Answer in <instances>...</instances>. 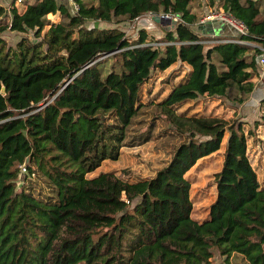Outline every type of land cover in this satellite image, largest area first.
I'll return each mask as SVG.
<instances>
[{
    "label": "trees",
    "instance_id": "obj_1",
    "mask_svg": "<svg viewBox=\"0 0 264 264\" xmlns=\"http://www.w3.org/2000/svg\"><path fill=\"white\" fill-rule=\"evenodd\" d=\"M194 1L76 0L77 10L66 0H26L22 8L12 0L9 11L0 5V264H213L216 251L221 264L236 257L264 264V179L244 123L190 104L203 95L241 103L252 92L264 6L206 0L249 27L242 37L249 42L210 44L194 28ZM156 12L180 16L156 39L161 45L145 29L133 39L116 25ZM8 29H32L37 39L23 35L6 47ZM176 63L187 65L185 75L145 101L153 73ZM144 108L152 119L131 134ZM159 119L170 123L159 133L181 140L153 175L96 172L126 146L150 140ZM226 132L217 195L200 220L188 172L220 149Z\"/></svg>",
    "mask_w": 264,
    "mask_h": 264
},
{
    "label": "rangeland",
    "instance_id": "obj_2",
    "mask_svg": "<svg viewBox=\"0 0 264 264\" xmlns=\"http://www.w3.org/2000/svg\"><path fill=\"white\" fill-rule=\"evenodd\" d=\"M260 1L263 7L264 0ZM203 2L204 0H196L193 2L194 7H198V11H200L198 12L199 20L196 24H206V22L211 21V19H206L205 21H201V19L208 17L210 14L215 12L223 14L227 12L220 4L212 8L210 6H204ZM11 3L12 0H0V5L8 11L10 10ZM25 4L26 0H17V5L20 8L25 6ZM50 16L52 18L59 17V15L53 14H50ZM153 16V13H146L134 21L126 20L118 24L103 22L102 25H119L125 29L127 35L133 39L138 37L140 30L145 29L148 31L149 39L156 41V39H161L166 35L168 25L157 22ZM6 20H10V16H8ZM195 25L194 28L198 32L206 35L207 37L210 36V44L218 41H226L227 39L236 37L237 35V33H223V35L220 36H212L202 33ZM3 35L7 41L6 47L15 46L23 35L30 36L32 40L37 39L34 35V30L32 29L27 32L8 29L3 32ZM155 43L161 45L164 42L156 41ZM260 64L263 63L260 62ZM187 68L188 67L185 64L176 63L166 70L154 72L152 77L143 87V99L147 102L149 99L155 100L156 93L162 88L164 89L159 97L165 95L170 90L171 84L185 75ZM262 71H264V69H262ZM249 95L250 94L244 95L245 100L241 103L236 102L235 97L233 96L228 98L222 96L203 95L197 101H190V104L194 108L201 111L207 110L213 112L214 114L224 115L231 119L234 123H238L239 121L244 123V128L248 135L250 156L259 171L260 178L264 179V99H262L259 103V111L256 115L255 111H252L251 106L248 104L247 98ZM147 108H144L145 111L136 116L135 121L131 125V134L146 131L153 116L151 109L148 110ZM167 124L170 125V123H164V121L159 119L157 121V126L154 129V135L150 140L142 144L126 146L118 160L106 161L102 166L97 168L96 172L99 173L100 171L106 169H116L120 172V174H125L131 178L153 175L154 172L163 166L165 161L171 157L174 145L181 140V138L175 135L167 134L170 131L164 134L159 133L162 128L168 127ZM228 135L229 132H226L220 149L199 159L193 168L188 172L192 181L191 196L194 201L192 214L197 219L203 220L207 218L210 206L216 198L217 184L215 174L222 168ZM21 172L22 173L18 179V187H21L24 183V174L27 173V171L23 168ZM33 178H35L34 180L37 183V188L42 187L43 190H47V187L38 175H33ZM221 259L222 256L216 251L213 264H221ZM233 264H247V261L236 257L234 258Z\"/></svg>",
    "mask_w": 264,
    "mask_h": 264
},
{
    "label": "crops",
    "instance_id": "obj_3",
    "mask_svg": "<svg viewBox=\"0 0 264 264\" xmlns=\"http://www.w3.org/2000/svg\"><path fill=\"white\" fill-rule=\"evenodd\" d=\"M203 3L204 6H208L206 4V0H204ZM193 10L197 13L200 12L198 11V7H193ZM195 26L198 29H200L202 33L209 34L212 36H220L223 35V33H231V34L237 33L236 30L229 24L215 19L206 22V24L198 23ZM260 65H261L260 66L261 69L259 75L256 76L255 78L256 81L255 87L250 93L249 97L247 98L248 104L251 106V110L255 111L256 115L257 112L259 111V103L261 102L262 99H264V71H262V69H264V65L263 64Z\"/></svg>",
    "mask_w": 264,
    "mask_h": 264
},
{
    "label": "built area",
    "instance_id": "obj_4",
    "mask_svg": "<svg viewBox=\"0 0 264 264\" xmlns=\"http://www.w3.org/2000/svg\"><path fill=\"white\" fill-rule=\"evenodd\" d=\"M66 1H68L71 4V6L74 8V10H77L79 8V4H78V2H76V0H66ZM162 13L168 17H172V18H176V19L180 18V16L175 14V13H170V12L169 13L168 12L167 13L162 12ZM226 13L223 14L220 12H215L213 14H210L208 17L202 18L201 21H205L206 19L207 20H210V19L211 20H214V19L215 20H221L222 22L227 23L230 26H232L237 32L236 37L229 38L226 41L249 42L246 39L242 38L245 34H248V32H249L248 25L245 22H243L242 20L233 16L232 14H230V13L226 14ZM153 43H155V42H153ZM262 50H263V53L261 55L260 62L264 64V46H262ZM23 169L26 170V167L23 166Z\"/></svg>",
    "mask_w": 264,
    "mask_h": 264
},
{
    "label": "water",
    "instance_id": "obj_5",
    "mask_svg": "<svg viewBox=\"0 0 264 264\" xmlns=\"http://www.w3.org/2000/svg\"><path fill=\"white\" fill-rule=\"evenodd\" d=\"M154 14V19L157 21V22H160V23H164V24H167V25H175L176 23V18H172V17H168L166 16L165 14L163 13H153ZM3 91L6 90V87L3 86L2 88ZM24 132L26 133V130H24Z\"/></svg>",
    "mask_w": 264,
    "mask_h": 264
}]
</instances>
